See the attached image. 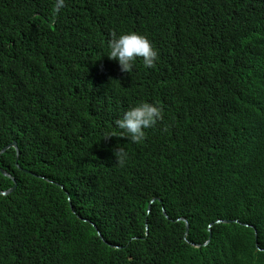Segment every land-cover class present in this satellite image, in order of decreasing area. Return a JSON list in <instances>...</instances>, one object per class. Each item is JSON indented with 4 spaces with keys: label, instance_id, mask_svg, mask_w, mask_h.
<instances>
[{
    "label": "trees",
    "instance_id": "trees-1",
    "mask_svg": "<svg viewBox=\"0 0 264 264\" xmlns=\"http://www.w3.org/2000/svg\"><path fill=\"white\" fill-rule=\"evenodd\" d=\"M54 3L0 0V264H264V0ZM141 102L142 143L103 138Z\"/></svg>",
    "mask_w": 264,
    "mask_h": 264
},
{
    "label": "clouds",
    "instance_id": "clouds-1",
    "mask_svg": "<svg viewBox=\"0 0 264 264\" xmlns=\"http://www.w3.org/2000/svg\"><path fill=\"white\" fill-rule=\"evenodd\" d=\"M64 7H65V0H55L54 3L55 12L57 13L60 12V10L63 9ZM107 49L108 51L106 56L110 60L117 61L122 73H129L130 70L133 68L134 61L137 58L142 59L143 66L145 68L154 67L155 62L158 59V53L153 47L150 40L145 35H142L137 32H124L119 35H116L115 33L111 34L110 39H108L107 41ZM161 118H162V109L158 104L141 102L125 110L122 116L114 121L116 131L109 130L107 133L103 135V138L108 139L110 137L116 136V137L126 138L127 141H130L133 144H140L145 139L146 136L145 130L153 127L157 123V121L160 120ZM14 150L16 151V161H17V147L16 149L14 148ZM113 155L115 157V163L118 164L120 167H124L127 161L129 160V153L125 150L124 147H120L119 145L113 149ZM4 172H5V175L3 174L4 176L10 177V175L5 170ZM5 191H2V194H7V193H3ZM147 210H148V206H147ZM178 220H182L185 223V227H186V223L188 226V221L186 219L180 218ZM230 221H231L230 219H223V220H216L215 223H230ZM187 231H188V227H187ZM187 231L185 228V235L187 234ZM97 234L100 236L99 233ZM146 234H147V227H146ZM196 247H198V245H196Z\"/></svg>",
    "mask_w": 264,
    "mask_h": 264
},
{
    "label": "water",
    "instance_id": "water-1",
    "mask_svg": "<svg viewBox=\"0 0 264 264\" xmlns=\"http://www.w3.org/2000/svg\"><path fill=\"white\" fill-rule=\"evenodd\" d=\"M9 147H14L15 149H16V144H15V142H12L11 144H8L7 146H5L4 148H2V150L0 151V154L2 153V152H4L7 148H9ZM0 171H1V173L2 174H4L5 175V172H4V170H2V169H0ZM13 188H14V185L12 186V188H10V189H8L7 191H5V192H3V193H8V192H10V191H12L13 190ZM148 209H149V204H148ZM226 222H229V221H226ZM187 223H186V231H187Z\"/></svg>",
    "mask_w": 264,
    "mask_h": 264
}]
</instances>
